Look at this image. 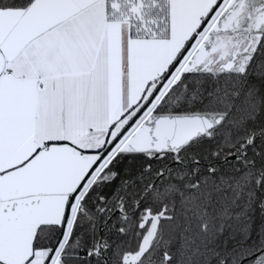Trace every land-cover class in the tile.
<instances>
[{"label":"snow or ice","instance_id":"1","mask_svg":"<svg viewBox=\"0 0 264 264\" xmlns=\"http://www.w3.org/2000/svg\"><path fill=\"white\" fill-rule=\"evenodd\" d=\"M0 264H264V0H0Z\"/></svg>","mask_w":264,"mask_h":264}]
</instances>
